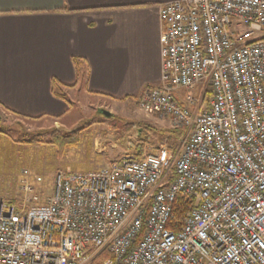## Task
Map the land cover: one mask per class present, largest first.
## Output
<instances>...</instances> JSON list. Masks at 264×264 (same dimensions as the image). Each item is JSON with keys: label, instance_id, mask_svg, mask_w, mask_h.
I'll return each mask as SVG.
<instances>
[{"label": "built area", "instance_id": "built-area-1", "mask_svg": "<svg viewBox=\"0 0 264 264\" xmlns=\"http://www.w3.org/2000/svg\"><path fill=\"white\" fill-rule=\"evenodd\" d=\"M159 21L160 82L136 104L186 131L177 155L124 153L58 171L45 203L0 200V264H264V0H177ZM194 85L204 109L173 96Z\"/></svg>", "mask_w": 264, "mask_h": 264}, {"label": "crops", "instance_id": "crops-1", "mask_svg": "<svg viewBox=\"0 0 264 264\" xmlns=\"http://www.w3.org/2000/svg\"><path fill=\"white\" fill-rule=\"evenodd\" d=\"M173 1L0 0V113L60 117L78 88L136 102L160 82L159 7Z\"/></svg>", "mask_w": 264, "mask_h": 264}, {"label": "rangeland", "instance_id": "rangeland-1", "mask_svg": "<svg viewBox=\"0 0 264 264\" xmlns=\"http://www.w3.org/2000/svg\"><path fill=\"white\" fill-rule=\"evenodd\" d=\"M180 92L183 98L199 99L198 110L206 108L211 98L209 87L199 97V85ZM64 98L66 111L60 117L0 113V200L42 204L50 197L58 171H99L124 153L141 156L160 146L176 156L184 143L185 135L173 138L170 132L177 128L169 119L146 115L134 101L114 102L79 88ZM98 110L109 112L110 117ZM146 128L148 139L143 141ZM54 132L77 144L63 146L64 136L56 139Z\"/></svg>", "mask_w": 264, "mask_h": 264}, {"label": "trees", "instance_id": "trees-1", "mask_svg": "<svg viewBox=\"0 0 264 264\" xmlns=\"http://www.w3.org/2000/svg\"><path fill=\"white\" fill-rule=\"evenodd\" d=\"M148 131H149V129L146 128L145 131H144V136L142 137L141 140H143V141L145 140L146 141L148 139V137H147ZM170 133L172 134V136H173L174 139H178L179 137L185 135L184 129L172 130ZM53 134H54L53 137H55L56 139L58 137L64 136V135H61V134L56 133V132H54ZM67 137L68 136L61 137L62 138L61 141H62V145L63 146H72V145L77 144L76 142L73 143L74 140H72V141H65V139ZM30 142L31 141H25L23 143H30ZM137 156H139V154ZM14 203H16V202H14ZM186 210H187V204L184 202V200L178 198L176 200V210H175L176 216L180 218L186 212Z\"/></svg>", "mask_w": 264, "mask_h": 264}, {"label": "water", "instance_id": "water-1", "mask_svg": "<svg viewBox=\"0 0 264 264\" xmlns=\"http://www.w3.org/2000/svg\"><path fill=\"white\" fill-rule=\"evenodd\" d=\"M99 113H101L102 115H104L105 117H110L109 112L104 111V110H98Z\"/></svg>", "mask_w": 264, "mask_h": 264}]
</instances>
